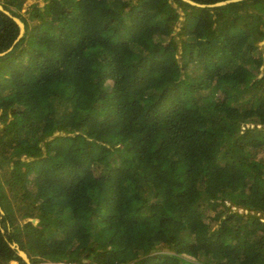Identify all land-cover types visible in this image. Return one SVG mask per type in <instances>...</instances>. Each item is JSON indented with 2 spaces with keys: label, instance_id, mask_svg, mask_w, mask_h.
<instances>
[{
  "label": "trees",
  "instance_id": "16d2710c",
  "mask_svg": "<svg viewBox=\"0 0 264 264\" xmlns=\"http://www.w3.org/2000/svg\"><path fill=\"white\" fill-rule=\"evenodd\" d=\"M26 1L0 0V264H264V0Z\"/></svg>",
  "mask_w": 264,
  "mask_h": 264
},
{
  "label": "water",
  "instance_id": "95a60500",
  "mask_svg": "<svg viewBox=\"0 0 264 264\" xmlns=\"http://www.w3.org/2000/svg\"><path fill=\"white\" fill-rule=\"evenodd\" d=\"M183 1H185L191 5H194V6H198V7H216V6L226 5V4L231 3V2H237V1H242V0H222V1L212 3V4H200V3L194 2L192 0H183ZM0 10H2L6 14H8L10 17H12V19L17 24L18 30H19L18 36L15 40V41H17L24 33V30H25L24 22L20 19V17L14 16V15L10 14L7 10H5L1 3H0ZM22 11H23V9H22ZM8 50H6L4 52H0V56L3 55L4 53H6ZM0 214H4V212L1 210V208H0ZM31 220L33 221L34 219H31ZM168 240L170 241V236H168ZM10 246L17 251V254L20 256V258L22 260L25 261L26 264H31L30 258L28 257L27 253L23 249H21L16 242H11Z\"/></svg>",
  "mask_w": 264,
  "mask_h": 264
},
{
  "label": "built area",
  "instance_id": "2783aa9c",
  "mask_svg": "<svg viewBox=\"0 0 264 264\" xmlns=\"http://www.w3.org/2000/svg\"><path fill=\"white\" fill-rule=\"evenodd\" d=\"M31 264H77L74 261L65 260V259H54V258H36L34 261H31Z\"/></svg>",
  "mask_w": 264,
  "mask_h": 264
},
{
  "label": "rangeland",
  "instance_id": "374dc122",
  "mask_svg": "<svg viewBox=\"0 0 264 264\" xmlns=\"http://www.w3.org/2000/svg\"><path fill=\"white\" fill-rule=\"evenodd\" d=\"M37 3V5H41L44 3L42 0H27L26 3L24 4V6L22 7L23 11L21 10V13L23 15H25V17L28 16V14H26V10H28V8H30L32 5H35ZM31 9V8H30ZM25 157V156H24ZM9 197L12 196V194L10 193L8 195ZM1 210L4 212V210L2 209V207L0 206ZM3 215V214H1ZM7 224V223H6ZM170 246L172 247L173 245L170 244ZM54 258V257H51ZM55 259V258H54ZM35 259H32V261H34ZM10 264H16L15 261L10 262Z\"/></svg>",
  "mask_w": 264,
  "mask_h": 264
}]
</instances>
